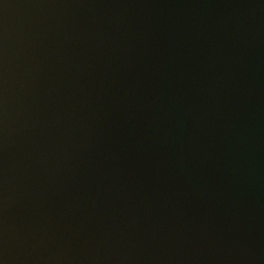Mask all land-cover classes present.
<instances>
[{
	"label": "water",
	"instance_id": "1",
	"mask_svg": "<svg viewBox=\"0 0 264 264\" xmlns=\"http://www.w3.org/2000/svg\"><path fill=\"white\" fill-rule=\"evenodd\" d=\"M0 264H264V0H0Z\"/></svg>",
	"mask_w": 264,
	"mask_h": 264
}]
</instances>
